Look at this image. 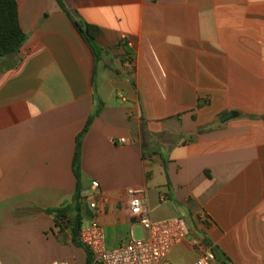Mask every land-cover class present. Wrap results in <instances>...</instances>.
Instances as JSON below:
<instances>
[{
    "label": "crops",
    "instance_id": "0c3cea01",
    "mask_svg": "<svg viewBox=\"0 0 264 264\" xmlns=\"http://www.w3.org/2000/svg\"><path fill=\"white\" fill-rule=\"evenodd\" d=\"M16 2L27 40L0 72V234L50 237L44 264H90L44 211L73 205L76 137L101 104L80 195L98 183L107 248L137 227L125 191L143 187L153 221L183 217L222 263L264 264V0H64L99 27L97 64L55 0ZM197 257L185 241L169 261Z\"/></svg>",
    "mask_w": 264,
    "mask_h": 264
},
{
    "label": "built area",
    "instance_id": "2783aa9c",
    "mask_svg": "<svg viewBox=\"0 0 264 264\" xmlns=\"http://www.w3.org/2000/svg\"><path fill=\"white\" fill-rule=\"evenodd\" d=\"M120 139V143H124ZM82 203L88 206L92 219L80 229L78 239L90 253V264H171L169 255L179 244L188 241L198 253L193 264H225L218 260L214 247L207 241L191 235L188 221L183 217H173L153 221L150 217L146 189L131 187L125 191V203L133 226L141 230V238H136L133 228L126 238L116 246L107 248L105 231L99 221L103 210L100 201L103 196L97 182L82 196ZM0 264H4L0 257ZM46 264H71L68 260H56Z\"/></svg>",
    "mask_w": 264,
    "mask_h": 264
},
{
    "label": "trees",
    "instance_id": "16d2710c",
    "mask_svg": "<svg viewBox=\"0 0 264 264\" xmlns=\"http://www.w3.org/2000/svg\"><path fill=\"white\" fill-rule=\"evenodd\" d=\"M60 9L70 19L72 25L82 37L91 51L94 63L101 61L108 53L96 44V37L100 32L99 27L89 24L81 19H77L67 9L64 0H55ZM27 40L26 33L23 32L18 17V6L16 0H0V72L14 69L20 62L18 56L21 48ZM126 55L129 52L126 50ZM101 104L87 119L82 131L77 135L75 142V152L73 159V173L76 178V190L73 198V205H65L57 209H48L44 212L54 218V228L58 230L57 237L63 241H69L73 246L83 248L88 255V263L91 259L89 251L80 243L78 235L85 223L84 203H82L81 192V170L80 153L84 136L89 130L93 119L99 114ZM206 129H200V132ZM142 137L145 133L142 131ZM143 147V146H142Z\"/></svg>",
    "mask_w": 264,
    "mask_h": 264
},
{
    "label": "rangeland",
    "instance_id": "374dc122",
    "mask_svg": "<svg viewBox=\"0 0 264 264\" xmlns=\"http://www.w3.org/2000/svg\"><path fill=\"white\" fill-rule=\"evenodd\" d=\"M135 237L141 238V230L139 227L134 229ZM14 231L8 230L0 234V249L5 259L14 261L15 264H44L51 259L57 258L58 252L52 250L51 245H55L49 237L47 243L40 242L42 248H38L40 243L31 241H22L14 237ZM53 244H52V243Z\"/></svg>",
    "mask_w": 264,
    "mask_h": 264
},
{
    "label": "water",
    "instance_id": "95a60500",
    "mask_svg": "<svg viewBox=\"0 0 264 264\" xmlns=\"http://www.w3.org/2000/svg\"><path fill=\"white\" fill-rule=\"evenodd\" d=\"M236 116V113H227L225 114L221 119H220V122L221 123H224L232 118H234ZM84 215H85V219L87 221L91 220L92 219V213L91 211L89 210L88 206L85 205L84 207Z\"/></svg>",
    "mask_w": 264,
    "mask_h": 264
}]
</instances>
